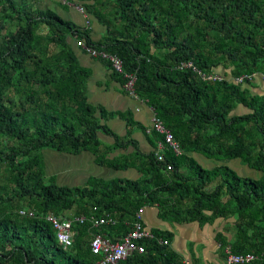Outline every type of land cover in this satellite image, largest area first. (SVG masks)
<instances>
[{"label": "trees", "instance_id": "obj_1", "mask_svg": "<svg viewBox=\"0 0 264 264\" xmlns=\"http://www.w3.org/2000/svg\"><path fill=\"white\" fill-rule=\"evenodd\" d=\"M40 1L0 0V264H99L92 239L116 242L135 223L145 227L137 214L147 207H157L170 223L236 217L235 238H223V247L253 254L244 264H264V97L240 85L264 75V0H82L106 28L98 42L91 30L42 9ZM71 39L121 58L124 73L114 75L121 84L125 73L136 75L137 97L173 133L182 155L165 147L159 161L156 132L149 135L153 150L140 152L130 116L122 114L129 127L124 138L96 118L85 95L90 72L80 66ZM184 61L202 75L180 70ZM239 105L251 113L233 114ZM100 132L114 144L104 145ZM46 150L90 152L99 166L135 168L142 176L58 186L45 175ZM193 154L213 166L205 168ZM235 161L258 176H239ZM48 214L85 218L72 225L71 247L58 242ZM102 217L114 223L95 226ZM152 232L156 239L141 241L144 253L119 264L185 263L158 241L170 243L172 233Z\"/></svg>", "mask_w": 264, "mask_h": 264}, {"label": "crops", "instance_id": "obj_2", "mask_svg": "<svg viewBox=\"0 0 264 264\" xmlns=\"http://www.w3.org/2000/svg\"><path fill=\"white\" fill-rule=\"evenodd\" d=\"M80 4H83L82 0H70L68 4H62L58 0L40 1L43 9L53 10L64 20L71 21L83 28L88 25L93 40L95 42L101 41L107 35L106 28L89 14L86 7V15L82 14L78 9ZM71 44L80 66L90 72L89 79L86 81L85 95L88 103L96 110V118L105 124L111 133L124 138L129 127L122 114L132 117L135 124L132 125L131 137L138 144L140 152L149 154L153 150L149 140L151 134H148L155 115L153 109L147 102L127 93L123 84L114 75L109 61L91 57L84 48L77 47L75 41ZM227 76L230 78L229 74ZM240 85L243 90H248L251 95L264 97V75L256 74L251 81H245ZM102 112L106 114V121L102 119ZM249 113H251L249 109L239 105L233 114L241 116ZM98 136L104 145L114 144L115 139L112 135L100 132ZM132 151L129 150L127 153L119 151L116 157L121 154L129 155ZM192 156L205 168L206 166L207 168L213 166L207 158L199 154ZM54 157L59 158L61 165H54ZM44 160L46 177H53L55 183L62 187L82 186L91 178L136 180L142 176L135 168L126 171L99 166L95 163V158L90 152L69 155L46 150L44 151ZM241 164L240 167H234L233 163L231 164L239 176L244 178L256 176L253 169L247 165L242 164L241 166ZM142 221L145 227L151 231L156 229L172 233L171 248L184 261L192 264H225L229 246L223 247V238L226 239L227 243H231L235 238L232 231L235 219L231 217L229 219L217 218L213 223H200L198 221L170 223L160 217L157 207H147L142 213Z\"/></svg>", "mask_w": 264, "mask_h": 264}, {"label": "built area", "instance_id": "obj_3", "mask_svg": "<svg viewBox=\"0 0 264 264\" xmlns=\"http://www.w3.org/2000/svg\"><path fill=\"white\" fill-rule=\"evenodd\" d=\"M66 1V0H61ZM82 10V8H80ZM81 47H84L87 52L92 55L93 57L102 56L105 59H108L113 69L118 73H123V61L117 57L116 55H109L104 52H98L92 47L86 46L84 43L81 42L78 43ZM178 68L180 70H196L194 64L191 61L182 62ZM126 83L124 85L125 90L132 96H136L135 94V81L136 77L132 74H126ZM210 77L209 79H211ZM220 76H214L213 79H219ZM239 81H242L239 80ZM152 126L150 127L148 133L151 131H156L159 133L163 139L158 144V149L156 151V156L158 157L159 161H164V157L162 154H160L161 150L164 149V147H168L171 149L176 155H181L182 150L180 145L176 142L173 133L166 128L164 123L156 116L154 115L152 119ZM168 170H172L171 166H168ZM144 210H140L137 214L138 219H141V215ZM23 213V212H21ZM29 215H33L30 213ZM47 220L53 224L56 232L58 241L61 245H63L65 248H68L72 245V222L71 221H61L57 216L51 214L47 217ZM78 220V219H76ZM81 220V219H80ZM109 223H114V220L111 217H102L100 220L95 221V226L99 225H105ZM146 239H155V236L151 231L146 229L141 222H137L134 224L133 230L129 232L124 238H122L118 242H113L109 238L97 235L95 236L91 243L90 247L92 252L95 255H99L101 257L99 264H119L121 261H124L129 257L132 253H144L145 248L141 244V241H144ZM159 243L163 245H169V242L167 240L160 239ZM253 254H230L227 258L226 264H244L252 261L254 259ZM184 264H191L188 262H185Z\"/></svg>", "mask_w": 264, "mask_h": 264}, {"label": "clouds", "instance_id": "obj_4", "mask_svg": "<svg viewBox=\"0 0 264 264\" xmlns=\"http://www.w3.org/2000/svg\"><path fill=\"white\" fill-rule=\"evenodd\" d=\"M59 2H61L62 4H68V2L70 1V0H66L65 2L64 1H61V0H58ZM84 5H86V3L83 1V4L81 5H79V7H78V9H79V11L82 13V14H84V15H86V9H85V6ZM40 7H41V5H39ZM42 8V7H41ZM80 8H82V10H80ZM43 9V8H42ZM53 11V10H52ZM105 27V26H104ZM84 28H86V29H89V30H91L90 28H89V26L87 25L86 27H84ZM73 41H75V40H73V39H71V43L73 42ZM79 41L77 42V41H75V44H76V46L77 47H79V48H84V47H81L79 44ZM85 44V43H84ZM86 45V44H85ZM87 46V45H86ZM93 48V47H92ZM85 49V48H84ZM95 50H97V49H95ZM85 51L87 52V50L85 49ZM98 52H104V53H107V54H109V55H113V54H110V53H108V52H106V51H104V50H102V51H100V50H97ZM88 53V52H87ZM89 54V53H88ZM90 55V54H89ZM91 57H93L92 55H90ZM117 56V55H116ZM118 57V56H117ZM93 58H100V59H103V60H107V61H109L108 59H105V58H103L102 56H98V57H93ZM121 59V58H120ZM110 62V61H109ZM184 62H186V61H184ZM192 63L194 64V62L192 61ZM181 64V63H180ZM110 65H111V67H112V64H111V62H110ZM194 66H195V68H196V65L194 64ZM112 69H113V67H112ZM192 70V69H191ZM113 71H115L114 69H113ZM194 72H198V73H200L201 75H202V73L199 71V69H197L196 68V70H193ZM116 72V71H115ZM118 73V72H117ZM123 73H124V63H123ZM123 73H119V74H123ZM127 73H125V75H126ZM128 74H131V73H128ZM127 74V75H128ZM125 75H124V78H125ZM132 75H135V74H132ZM135 77H136V75H135ZM126 79V78H125ZM252 80V79H251ZM250 80V81H251ZM136 81H137V77H136ZM135 81V82H136ZM238 84H239V82L237 81V80H235ZM125 83H126V81H125ZM125 83L123 84V88H124V85H125ZM242 83H244V82H241L240 84H242ZM135 85H136V83H135ZM125 89V88H124ZM128 93V92H127ZM129 94V93H128ZM136 94V93H135ZM137 96V95H136ZM152 124V123H151ZM152 126V125H151ZM150 126V127H151ZM150 129V128H149ZM149 131V130H148ZM152 132H156V131H151L150 133H148V134H151ZM157 133V132H156ZM159 134V133H158ZM174 136V135H173ZM162 139H163V137H162ZM160 142V141H159ZM177 142V141H176ZM178 143V142H177ZM159 144V143H158ZM179 144V143H178ZM167 148V147H166ZM158 149V148H157ZM157 149H155V150H153L154 151V153L156 154V151H157ZM164 149H165V147H164ZM163 149V150H164ZM130 150H133V149H130ZM162 151V150H161ZM133 152V151H132ZM174 153V152H173ZM160 154H161V152H160ZM182 154H183V152H182ZM181 154V155H182ZM144 210V209H143ZM22 212V211H21ZM21 214H24V212L23 213H21ZM49 215H51V214H48L47 216H46V219H47V217L49 216ZM31 216V215H30ZM231 218H234L235 219V222H234V224H233V227H232V231H233V234H234V226H235V223H236V217H231ZM60 219V218H59ZM76 219H78V220H76ZM81 219V220H80ZM61 221H71L72 222V225H73V223H74V221H78V222H83V221H85V218L84 217H77V218H75V219H73V220H70V219H60ZM140 220H142V215H141V219ZM217 220V219H216ZM48 221V220H47ZM53 225V224H52ZM143 225V224H142ZM146 228V227H145ZM55 229V228H54ZM147 229V228H146ZM149 230V229H148ZM56 231V230H55ZM71 231H72V227H71ZM149 231H151V230H149ZM152 232V231H151ZM153 233V232H152ZM56 235H57V232H56ZM154 235V234H153ZM155 236V235H154ZM125 237V236H124ZM123 237V238H124ZM57 239H58V237H57ZM122 239V238H121ZM120 239V240H121ZM155 239H156V236H155ZM161 239H163V238H161ZM120 240H118V241H120ZM153 240V239H152ZM160 239H158V241H159ZM164 240V239H163ZM72 241H73V231H72ZM118 241H116V242H118ZM59 242V241H58ZM73 244V243H72ZM161 244V243H160ZM163 245V244H162ZM169 245L171 246V242L169 243ZM63 246V245H62ZM72 246V245H71ZM70 246V247H71ZM166 246V245H165ZM64 247V246H63ZM65 248V247H64ZM69 248V247H68ZM230 254H232L231 253V251H230V249H229V247H228V251H227V257H226V261H227V258L229 257V255ZM248 254H250V253H248ZM236 255V254H235ZM99 256V255H98ZM100 259H101V257H100ZM226 261H225V264H226ZM184 262H187V261H184ZM189 263V262H188ZM192 264V263H191Z\"/></svg>", "mask_w": 264, "mask_h": 264}, {"label": "rangeland", "instance_id": "obj_5", "mask_svg": "<svg viewBox=\"0 0 264 264\" xmlns=\"http://www.w3.org/2000/svg\"><path fill=\"white\" fill-rule=\"evenodd\" d=\"M220 71H221V69H220ZM221 73L224 75V76H227L228 74H229V76L231 75V70L229 71V70H227V69H222V71H221ZM53 161H54V165L55 166H58V165H61L60 163H59V158H57V157H54V159H53ZM202 162V161H201ZM240 162H233V166L235 167V166H239L240 167ZM208 165V164H207ZM206 166V165H205ZM210 166V165H209ZM241 166H242V164H241ZM258 176V175H257ZM257 176H255V177H257ZM87 184V183H86ZM79 186H81V185H79ZM82 186H84L83 184H82Z\"/></svg>", "mask_w": 264, "mask_h": 264}]
</instances>
